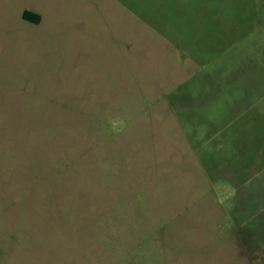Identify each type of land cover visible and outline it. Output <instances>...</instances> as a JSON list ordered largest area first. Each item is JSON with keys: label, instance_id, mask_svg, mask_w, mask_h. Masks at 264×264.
Wrapping results in <instances>:
<instances>
[{"label": "rangeland", "instance_id": "374dc122", "mask_svg": "<svg viewBox=\"0 0 264 264\" xmlns=\"http://www.w3.org/2000/svg\"><path fill=\"white\" fill-rule=\"evenodd\" d=\"M0 264H264V0H0Z\"/></svg>", "mask_w": 264, "mask_h": 264}, {"label": "flooded vegetation", "instance_id": "af4514ba", "mask_svg": "<svg viewBox=\"0 0 264 264\" xmlns=\"http://www.w3.org/2000/svg\"><path fill=\"white\" fill-rule=\"evenodd\" d=\"M33 10L26 9L23 11L21 19L28 25H38L40 21H38V16ZM41 20V19H40Z\"/></svg>", "mask_w": 264, "mask_h": 264}, {"label": "trees", "instance_id": "16d2710c", "mask_svg": "<svg viewBox=\"0 0 264 264\" xmlns=\"http://www.w3.org/2000/svg\"><path fill=\"white\" fill-rule=\"evenodd\" d=\"M37 14V16H38V21H40V19H41V15L39 14V13H36Z\"/></svg>", "mask_w": 264, "mask_h": 264}]
</instances>
